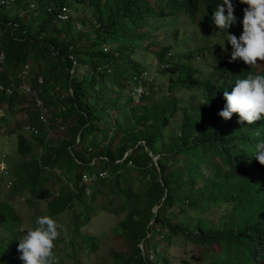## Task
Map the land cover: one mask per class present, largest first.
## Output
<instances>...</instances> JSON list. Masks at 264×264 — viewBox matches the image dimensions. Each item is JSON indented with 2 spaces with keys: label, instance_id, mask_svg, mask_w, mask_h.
Returning a JSON list of instances; mask_svg holds the SVG:
<instances>
[{
  "label": "trees",
  "instance_id": "trees-1",
  "mask_svg": "<svg viewBox=\"0 0 264 264\" xmlns=\"http://www.w3.org/2000/svg\"><path fill=\"white\" fill-rule=\"evenodd\" d=\"M3 1L0 85L10 92H0V103L15 118L27 113L32 124L40 122L38 112L50 125L69 122L61 141L76 148L73 155L65 152L63 172L76 180L86 174L92 185L89 196L77 184L76 191L62 187L58 195L33 188L34 196H51L49 209L55 215L71 208L85 218L91 213L87 204L94 201L114 210L135 205L124 222L114 223V233L133 250H109L112 264H154L145 257L149 232L164 239L157 264H171L165 253L172 245L183 247L178 264L264 262V200L245 192L259 186L261 174L249 167L235 182L231 176L217 178L230 175L222 167L237 141L224 132L219 115L225 107L223 74L213 71L187 82L186 64L173 69L150 64L153 58L163 60V49L156 52L149 45L147 61L134 50L146 37L137 28H151L144 13L153 11L157 0ZM64 12L62 20L58 15ZM226 58L219 57L214 68ZM253 71L264 75V64ZM163 83L167 89L156 94ZM22 85L28 94L20 91ZM139 85L143 94L135 103L132 93ZM189 87L197 90L195 102L177 94ZM19 148H29L23 136ZM60 239L73 264H83L74 238L63 232ZM83 240L96 249L95 236Z\"/></svg>",
  "mask_w": 264,
  "mask_h": 264
},
{
  "label": "clouds",
  "instance_id": "clouds-1",
  "mask_svg": "<svg viewBox=\"0 0 264 264\" xmlns=\"http://www.w3.org/2000/svg\"><path fill=\"white\" fill-rule=\"evenodd\" d=\"M99 1L100 4L110 2V0ZM149 1L153 4L152 0ZM181 13L194 23V31L184 40L191 46L183 47L180 44L178 46L180 51L177 49L172 51L170 46L161 45L156 52L163 49V60L158 62L156 58L154 64L172 69L180 63L188 65L190 77L187 82L193 78H202L213 71L223 74L226 85L223 88L224 98L221 100L225 107L219 115L226 123L224 132L229 131L231 137H235L237 141L233 147L228 148L229 161L222 167L229 171L230 175H221L217 178L225 181L231 176L235 182L239 175L246 174L249 167L255 168L262 176L260 184L245 192H253L264 200V75H256L253 71L261 69L264 64V0H157L154 10L144 14L147 20L170 18V21H174V18ZM63 14L67 16L65 12ZM148 24L151 26L150 29L137 28L146 34L140 46L143 49L150 45L156 33L155 29L161 27L159 24L154 26L152 22ZM215 32H220L222 41L215 39ZM181 55L184 57L183 60H180ZM224 55H227V58L223 65L214 68L219 57ZM200 56L210 59L209 72L204 76L198 74V68L192 63V60ZM188 89L194 90L188 101L195 102L198 99L195 96L197 90L194 87L185 90ZM0 92L9 94L10 91L1 88ZM142 94L141 85L133 89V97L137 95L140 99ZM7 113V104L1 102L0 121H5V125L0 126V130L9 129V134H16V146L9 145L1 155L0 190L13 194L17 191L21 192L24 188H30L32 198L47 196L50 199L51 196L46 194L34 196L32 189L38 188L42 192L47 190L49 194L58 195L65 186L60 185L59 190L55 192L44 184L51 176V171L46 172V169L58 167L59 172L52 176V185L67 180L69 182L67 187L71 192L76 191L78 187L83 191L84 196L91 194L92 185L89 184L86 174L76 180L70 173L63 172L66 168L65 152L73 155L76 148L73 146L74 143L62 142V138H58L55 143L50 144L47 138L50 135V124L46 122L41 112L37 113L40 121L38 124H32L27 120V113L24 114L23 119L14 118L10 124L11 117ZM69 124L59 125L58 129L63 131L70 126ZM175 131L176 128L170 138L174 136ZM31 133L34 135L40 133L39 138ZM20 136L29 142L28 149L19 148ZM79 141L78 134L75 143ZM11 149L18 157L16 162H13ZM74 171L75 169L72 173ZM26 200L31 206L35 205V202L28 197ZM47 204L45 210L28 212L31 223L21 229L24 222L22 216L11 201L0 198V232H6L5 236L0 234V264H62L60 246L63 242L60 237L63 232L66 233V229L62 225L60 216L65 210L55 215L49 209L48 202ZM82 219L88 221V217L78 216L76 213L72 215V220L77 225L82 224ZM68 233L73 238L74 235H78L89 250L91 248L84 242L83 236H95L97 240L94 234Z\"/></svg>",
  "mask_w": 264,
  "mask_h": 264
},
{
  "label": "rangeland",
  "instance_id": "rangeland-1",
  "mask_svg": "<svg viewBox=\"0 0 264 264\" xmlns=\"http://www.w3.org/2000/svg\"><path fill=\"white\" fill-rule=\"evenodd\" d=\"M82 8V7H81ZM85 9V8H84ZM168 19H153V18H148L149 22H152L153 25L159 24L161 27L159 29H155V35L150 41V45L154 47L155 49H158L161 45H168L171 47V50L174 51L177 49V51H180L181 49L178 48V46L181 44L183 47H190V43H185L184 40H186L190 33L194 31V23L190 19L184 16L183 13L178 15L177 17L174 18V21H170ZM215 39L221 40L220 38V32H215L214 34ZM134 50L139 51V55L141 58H146V61L148 59L149 51L141 47H135ZM184 57L181 55L180 60H183ZM156 61V58H153L150 61V64H154ZM193 65L198 68L199 72L198 74L200 76H204L209 72V64H210V59L207 58H202L201 56L198 59L192 60ZM27 83L25 82L24 85ZM20 88V91L24 92V94L27 93L26 87ZM166 83H163L162 87L155 91L156 94H159L167 89ZM194 90L193 89H179L177 91L178 96L184 100L185 102L191 99V96L193 95ZM28 94V93H27ZM28 95H25L27 97ZM31 98V96L29 97ZM138 99V96H134V102ZM196 100V98L194 99ZM15 107L13 109V112H17L18 110ZM8 116L11 117V122L12 124L13 119L15 118V115L13 113L8 112ZM29 118V115H28ZM176 120H178V115L176 116ZM65 124H69V122H66ZM50 135L47 137L48 142L50 144H53L56 142L58 138H61L62 135L68 134V131L63 132L62 130L58 129V126L55 125H50ZM9 129H4L3 131L0 130V159L3 151H5L9 145L11 147L16 146L15 138L16 134H9ZM172 135L170 134V137ZM192 136H195L193 134ZM169 137V139H171ZM168 138V137H167ZM10 152L13 154V162H16L18 160V157L14 155V150H10ZM158 155L153 156V160H156ZM5 160V159H4ZM51 171V176L48 180L45 181L46 186H50L55 192L59 190V186L63 185L67 187L69 182L66 180L65 182L60 181V183H52V176L56 172H59V168L56 167L54 169H46V172ZM29 198L31 201L35 202L34 206H31L30 204L27 203L26 198ZM0 198L6 199L12 202V204L15 206L17 212L22 216L24 222L21 226V229L28 227L31 223L29 219V213H36L40 212L42 210L46 209V204L50 200L49 197L46 198H32L31 196V190L30 188H24L21 192L17 191L14 192L13 194H10L4 190H0ZM116 199V198H115ZM114 199V200H115ZM89 211L91 212L90 215L88 216V221L85 219H82V224L77 225V223L72 220V215L75 213L71 208L65 209V211L61 214L60 218L62 220V225L66 229V232L70 233H75V232H80V233H87V234H94L97 236V242H96V249L95 250H89L88 248L85 247L84 243L82 242L81 238L78 235H74V240L75 242L79 245L78 247V253L79 256L82 259L83 264H112V260L110 256L108 257V251L115 249L118 252H127L130 250H133V247H131L130 243L125 240L121 235L115 234L114 233V223L117 222H124L126 219L127 213L130 212L129 210L135 209V205H131L130 208L128 207L127 209L121 208L118 210L114 209H109V208H104L97 202H93L92 204H87ZM48 206V204H47ZM94 206V209H91ZM158 208L157 206H153V213L156 212ZM82 210H84L82 208ZM79 212H76L78 214ZM219 214V213H218ZM217 214V215H218ZM215 219V218H214ZM152 222H154L153 218L148 220V225H151ZM1 235L5 236L6 232H0ZM151 232L147 233L146 237H149V243L150 246L148 247V253H145V257L150 260L154 261V264H157L155 262V258L158 256V251H163L162 244L164 242V239L161 238V236H151ZM143 241L141 240L138 246L142 247ZM156 245V248H155ZM145 251V248H144ZM146 252V251H145ZM60 253H61V258H62V264H72L73 260L71 257L66 255V250L64 248V245L61 244L60 246ZM166 257L169 259L171 264H178L181 258H183V247L181 246H176L172 245L168 247L166 253ZM182 256V257H181ZM259 264H264V262H260Z\"/></svg>",
  "mask_w": 264,
  "mask_h": 264
},
{
  "label": "built area",
  "instance_id": "built-area-1",
  "mask_svg": "<svg viewBox=\"0 0 264 264\" xmlns=\"http://www.w3.org/2000/svg\"><path fill=\"white\" fill-rule=\"evenodd\" d=\"M0 4H4V1L3 0H0ZM66 17V15L65 14H61V15H59V18H61V19H64ZM2 87H1V85H0V89H1ZM142 245V244H141ZM140 248H141V250H142V247L140 246Z\"/></svg>",
  "mask_w": 264,
  "mask_h": 264
}]
</instances>
